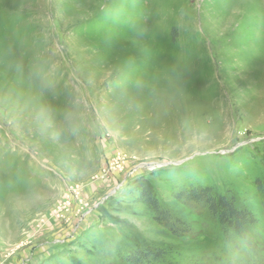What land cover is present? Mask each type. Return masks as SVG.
<instances>
[{
    "label": "rangeland",
    "instance_id": "374dc122",
    "mask_svg": "<svg viewBox=\"0 0 264 264\" xmlns=\"http://www.w3.org/2000/svg\"><path fill=\"white\" fill-rule=\"evenodd\" d=\"M258 181L264 0H0V264H264ZM186 187L258 226L225 236Z\"/></svg>",
    "mask_w": 264,
    "mask_h": 264
},
{
    "label": "trees",
    "instance_id": "16d2710c",
    "mask_svg": "<svg viewBox=\"0 0 264 264\" xmlns=\"http://www.w3.org/2000/svg\"><path fill=\"white\" fill-rule=\"evenodd\" d=\"M256 187L264 194V183L258 181ZM155 194L151 185H144L139 190L138 198L156 213L155 218L158 222L169 225L173 217L172 213L161 205ZM176 199L184 201L187 205L197 204L207 207L214 218H217L225 236H245L248 228L258 226L257 217L247 208L239 207L234 196L216 194L211 187H186L178 193ZM162 252L164 251L151 249H141L137 252L132 250L129 261L136 262L133 264H143L147 260L151 262V259L161 261Z\"/></svg>",
    "mask_w": 264,
    "mask_h": 264
}]
</instances>
